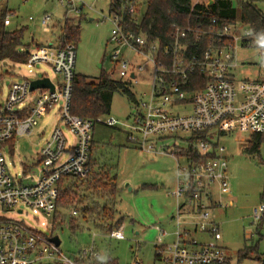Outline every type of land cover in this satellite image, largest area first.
Here are the masks:
<instances>
[{"label":"built area","instance_id":"1","mask_svg":"<svg viewBox=\"0 0 264 264\" xmlns=\"http://www.w3.org/2000/svg\"><path fill=\"white\" fill-rule=\"evenodd\" d=\"M60 2L65 3L67 10L73 11L70 0ZM211 2L191 0L192 5H208ZM133 9L134 6L129 4L128 11ZM49 19V15L41 18L45 31H48ZM110 19L112 28L108 43H112L113 47L109 59L116 64L118 79L127 80L131 88L138 83V73L144 71L143 63L149 65V88L147 92L135 96L129 120L121 123L125 127L126 139L145 151L172 156L179 154L185 159L184 164H177L175 187L168 192L176 200L174 238L171 243L156 244L154 260L157 264H223L227 259L226 250L219 242L218 223L210 220V210L212 206L220 205L219 200L211 199L212 186L217 187L219 193L229 191L227 159L223 154L224 147L211 135L230 130L250 134L264 132V55L258 63L257 78L236 81L232 69L238 64L237 43L240 46L257 45L248 26L239 20L225 23L215 30L175 27L171 43L163 44L145 33L126 29L118 15L111 14ZM212 22L215 23V20L212 19ZM188 32L209 34L215 40L214 44L201 48L197 45L195 50H191L187 41ZM125 48L144 62H130L123 54ZM29 52L27 64L48 63L58 78L53 79L43 73L12 81L7 87L5 100L0 104V264H42L51 260L62 264H88L101 257L94 240L90 245L79 248L76 258L83 260L78 262L62 253L60 242L56 245L50 239L55 235L52 217L56 208L58 181L64 176H83L89 172L87 162L96 124L116 127L120 126V122L109 113L81 117L71 112L76 55L73 43L62 47L49 43L29 49ZM113 72L114 69L109 72L111 77ZM197 76L206 79L203 86H200ZM37 77H48L52 89L38 87L30 90V80ZM53 109L57 124L40 147L36 163L23 164L20 176L11 174L8 169L11 162H6L5 153L11 155L15 140L31 134L38 119ZM59 124L69 129L74 137L68 146V155L63 158L67 139ZM179 132L189 136H181ZM201 133L205 134L204 137L191 140L192 134ZM178 142L185 143L186 147L180 148ZM190 146L201 157H212L190 162L187 159ZM37 163L40 168L34 176L31 171ZM23 208L51 216L49 232L45 233L22 218L7 213L13 210L20 214ZM75 214L73 209L69 215ZM262 214L264 203L260 202L252 208L251 216L259 221ZM189 225L193 230L187 228ZM194 230L207 232L208 240L192 238ZM98 234L101 233H94V236ZM161 234L166 232L162 230ZM105 235L124 238L121 226ZM131 264L141 263L134 258Z\"/></svg>","mask_w":264,"mask_h":264},{"label":"rangeland","instance_id":"2","mask_svg":"<svg viewBox=\"0 0 264 264\" xmlns=\"http://www.w3.org/2000/svg\"><path fill=\"white\" fill-rule=\"evenodd\" d=\"M73 11L67 10L60 0H0V11L7 9L5 27L8 30L25 27L23 40L36 45L55 43V35L59 24L64 19L77 20L80 27L76 42L74 72L87 75L91 80L102 71L111 72L118 79L116 64L110 61L109 53L113 47L108 43L112 22L110 19L109 0H70ZM139 10L143 11L142 0H131ZM256 7L264 12V0H253ZM69 8V7H68ZM136 13V12H135ZM43 15H49L48 31L43 30L40 21ZM30 17V18H29ZM123 54L130 62L142 63L144 60L133 51L125 48ZM264 55L258 45L240 46L237 43V66L232 69L236 81L259 76L258 63ZM144 64V71L138 73V83L132 85L134 96L147 92L150 79L147 76L149 65ZM46 74L57 79L48 63H13L8 60L0 62V104L5 100L7 87L12 81L23 77L33 78ZM110 75V74H109ZM54 109L38 119L37 125L29 135L15 140L11 155L6 152V162H11L8 169L11 174L20 176L23 164L31 165L37 161V153L57 124ZM109 114L114 116L120 126L110 127L96 124L92 131L93 169H107L116 179L117 199L114 204V218L122 217L123 239L109 238L98 232L88 222L80 221L78 230L74 232L67 227V220L53 234L60 240L62 253L70 255L79 248L88 246L92 240L101 253V259L114 258L117 264H131L134 258L141 264H157L154 260L155 246L158 243H171L176 229L172 215L175 214L176 200L168 192L175 187L177 164H184V156L168 153L148 152L133 146L126 139L125 127L121 123L129 120L131 102L116 92L112 96ZM67 143L62 158L69 153L68 146L73 141L72 132L59 124ZM181 136L188 133L179 132ZM250 133L230 130L215 136L219 145L224 147L223 154L227 159L229 191L218 193L213 188L214 200L220 205L211 207V218L218 223L221 234L220 244L226 250V262L223 264H264V216L257 221L251 216L252 208L261 202L264 194V142L260 143L256 152L245 150ZM170 146V144H168ZM180 148L186 144L178 142ZM40 165L33 166L31 173L38 174ZM84 187L82 186L81 189ZM73 209H69L68 214ZM75 210V209H74ZM9 215L22 218L26 223L48 233L51 216L31 209L23 208V212H7ZM76 215V214H75ZM183 225V223H181ZM166 232L165 235L161 231ZM199 241L208 240L201 233L194 234ZM160 237V240H159ZM246 252L247 256L239 258L238 253Z\"/></svg>","mask_w":264,"mask_h":264},{"label":"trees","instance_id":"3","mask_svg":"<svg viewBox=\"0 0 264 264\" xmlns=\"http://www.w3.org/2000/svg\"><path fill=\"white\" fill-rule=\"evenodd\" d=\"M143 11L138 17L139 10L131 0H109L108 13L121 17L126 29L137 33L142 32L152 39H157L163 44H169L174 38L175 27L190 26L192 28L215 30L225 23L236 20L247 25L252 39L264 50V12L259 10L253 0H212L208 5L191 4V0H142ZM129 4L134 6L132 12L128 11ZM136 12V13H135ZM10 13L7 9L0 11V62L4 60L13 63H26L30 55V44L24 42L23 34L25 27L20 26L11 30L5 27V18ZM80 17L77 20L64 19L59 24L55 43L56 47H62L66 43H73L76 48L78 39ZM215 20V23L212 22ZM189 48L195 50L196 46L205 47L214 44L213 37L209 34L196 35L193 32L187 33ZM49 44V43H48ZM43 45H36L38 48ZM0 77H3L0 74ZM200 79V86L205 83L203 76ZM199 86V87H200ZM191 89H193L191 87ZM123 94L130 102L135 96L127 80L111 77L108 72L102 71L91 80L87 75L75 73L72 77V95L70 110L81 117H95L108 114L110 103L114 93ZM191 140L204 137V133L192 134ZM247 140L245 150L256 152L260 143L264 142V132L251 133ZM12 146V142H10ZM90 156L87 162L89 172L83 176H64L58 181V195L56 208L52 217V231L61 228L67 220V227L78 230L80 221L88 222L94 226L98 233H108L114 228L122 225V217L114 218V204L117 199L116 179L110 175L109 170L102 167L94 170V159ZM187 159L192 161L206 160L210 156L201 157L192 146L189 147ZM84 187L81 189V187ZM264 203V194L260 197ZM75 209L76 215H67L69 209ZM264 216V214H262ZM262 216L260 220L262 219ZM157 247L155 246V252ZM79 250L69 256L78 262ZM155 256V253H154ZM247 256L245 250L238 253V257ZM42 264H62L56 260L44 261ZM88 264H117L111 257L106 259H93Z\"/></svg>","mask_w":264,"mask_h":264},{"label":"water","instance_id":"4","mask_svg":"<svg viewBox=\"0 0 264 264\" xmlns=\"http://www.w3.org/2000/svg\"><path fill=\"white\" fill-rule=\"evenodd\" d=\"M38 87H44V88L48 87V88L52 89L53 85L50 82V80L48 79V77H37V78L31 79L30 83H29L30 90H32L34 88H38ZM50 239L56 245H58L60 242L58 236H56V235L52 236Z\"/></svg>","mask_w":264,"mask_h":264},{"label":"crops","instance_id":"5","mask_svg":"<svg viewBox=\"0 0 264 264\" xmlns=\"http://www.w3.org/2000/svg\"><path fill=\"white\" fill-rule=\"evenodd\" d=\"M10 13H11V12H10ZM5 21H6V20H5ZM49 43H50V42H49ZM212 193H213V192H212ZM218 193H219V191H218ZM211 199L214 201V193L212 194ZM210 215H211V210H210ZM171 217H173V215H172ZM210 220H211V221H214V220L211 218V216H210ZM187 228L190 229V230H193L192 225H189ZM193 232H194V234H196V233H201V234L205 235V237L208 239V233H207V232H199V231H197V230H194ZM192 238H194L193 233H192ZM194 239H196V238H194ZM196 240H197V239H196ZM198 241H199V240H198Z\"/></svg>","mask_w":264,"mask_h":264}]
</instances>
